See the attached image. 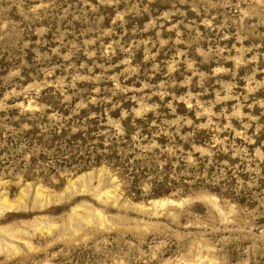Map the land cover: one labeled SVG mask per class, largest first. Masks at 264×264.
Here are the masks:
<instances>
[{
	"label": "rangeland",
	"instance_id": "rangeland-1",
	"mask_svg": "<svg viewBox=\"0 0 264 264\" xmlns=\"http://www.w3.org/2000/svg\"><path fill=\"white\" fill-rule=\"evenodd\" d=\"M0 264H264V0H0Z\"/></svg>",
	"mask_w": 264,
	"mask_h": 264
}]
</instances>
